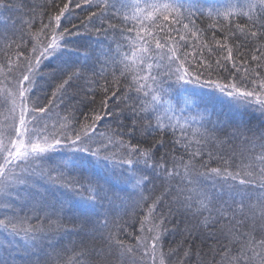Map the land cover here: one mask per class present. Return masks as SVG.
<instances>
[{
	"label": "snow or ice",
	"instance_id": "obj_1",
	"mask_svg": "<svg viewBox=\"0 0 264 264\" xmlns=\"http://www.w3.org/2000/svg\"><path fill=\"white\" fill-rule=\"evenodd\" d=\"M4 13L18 15L0 26V264H264V0H0ZM73 85L85 107L102 93L100 110L48 123Z\"/></svg>",
	"mask_w": 264,
	"mask_h": 264
},
{
	"label": "trees",
	"instance_id": "obj_2",
	"mask_svg": "<svg viewBox=\"0 0 264 264\" xmlns=\"http://www.w3.org/2000/svg\"><path fill=\"white\" fill-rule=\"evenodd\" d=\"M25 2L31 6L34 4H41L44 2V0H25ZM95 9H88L84 8L82 10H73V14L67 17V20L64 22V26H69L68 21H71L72 24H79L84 17L87 16L89 11H94ZM18 14L13 13H4L2 16H0V26L3 25V23L6 22L8 24L13 23L16 20ZM10 17V18H9ZM77 17L79 19H77ZM113 23H118V21H113ZM89 29H94L100 27V20H96L94 24H89L88 25ZM81 32H83V29H79ZM91 38L93 42L97 39V36L95 32H90ZM111 35V34H110ZM211 33H208V38H211ZM219 38V37H218ZM74 39H79V37H75ZM99 39L103 40V36H100ZM58 64V61L56 59H50L45 62V66L41 69V75L43 76V79L40 78V76L37 77L36 83L34 86V90L31 93V99L32 101L36 102L39 106H43L44 104H47L48 100L51 98V93L53 90L54 83L56 81H53L49 75L48 72L50 69L53 67H56ZM78 88L76 85H73L71 88L68 89V95L64 97V102L61 104L59 101H57V107L53 110V112L49 113V116H51V120H48V123H52L55 121L57 114L60 116H64L67 114L66 109H70L71 106H75L76 115L79 117L81 122H84V118L82 113L83 112H90L92 109L100 110V105L101 101L104 99L103 94L100 92L97 93H89L88 98L91 99L93 96L95 98V104H88L87 107L84 106L83 103H80L81 100L84 99L85 94L83 92H79L77 95ZM111 103V102H110ZM111 123L107 118L104 120V122H97V128L99 131H104L105 130V124ZM112 128H116V124H111ZM151 138V137H150ZM66 151V150H65ZM165 151V149H161V152ZM77 155H82V154H77ZM207 159V157H205ZM212 167H216V163H211ZM159 194V193H157ZM131 212V210H129ZM137 214L139 213V210H137ZM142 215V214H141ZM127 219V217H126ZM136 227H139L138 222L136 223ZM171 227V226H169ZM183 227V225H181ZM69 237H65L63 243L67 244L69 241ZM182 240L181 235L179 234H174L170 235L167 240V244L175 247L180 241Z\"/></svg>",
	"mask_w": 264,
	"mask_h": 264
}]
</instances>
